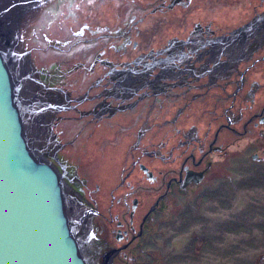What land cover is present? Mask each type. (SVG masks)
Here are the masks:
<instances>
[{
	"label": "flooded vegetation",
	"instance_id": "flooded-vegetation-1",
	"mask_svg": "<svg viewBox=\"0 0 264 264\" xmlns=\"http://www.w3.org/2000/svg\"><path fill=\"white\" fill-rule=\"evenodd\" d=\"M50 1L0 8V25L12 29L14 23L13 34L19 35L24 31L20 23ZM136 1H86L88 13L80 21L73 18L68 34L58 41L73 48L72 60L82 59L76 64L50 68L36 58L32 66L28 50L21 53L13 44L6 53V41L2 47L9 63L16 64L13 80L22 82L20 112L28 143L62 181L65 215L86 264H136L144 252L141 241L154 235L155 213L167 208L165 199L174 192L197 194L220 154L227 155L235 143L228 138L247 135L250 123L264 124V0H233L238 8L232 13L202 14L210 5L232 0H156L138 18L122 12ZM151 14L163 31L141 43L140 22ZM126 19L131 22L127 28L122 24ZM75 70L83 75L76 77ZM147 96L153 97L156 115L151 126L139 128L131 144V152L139 144L144 147L142 156H131L129 168L122 169L123 188L106 196L96 181L112 174L95 166L117 163L119 146L112 150L103 140L88 137L104 131L106 122L115 132L127 129L131 134L133 121L127 117L141 114L138 106L143 112ZM147 131V141L141 142ZM259 132L264 135L261 128ZM181 138L194 151L186 154ZM259 147L250 154L257 163L264 154Z\"/></svg>",
	"mask_w": 264,
	"mask_h": 264
},
{
	"label": "rangeland",
	"instance_id": "rangeland-1",
	"mask_svg": "<svg viewBox=\"0 0 264 264\" xmlns=\"http://www.w3.org/2000/svg\"><path fill=\"white\" fill-rule=\"evenodd\" d=\"M86 1L51 0L46 6H43L40 12H35L25 23L22 24L25 20L20 23L24 31L19 35L13 34L15 28L13 23L14 27L9 34L12 38L9 46L13 44L18 46L21 53L28 50L32 66L36 58L38 64H47L50 68L53 67V64H65V62L70 64L71 61L73 64L78 61L81 62V58L72 60L71 51L73 48L71 46H63L58 41L68 34L73 18L77 22L85 17V10L88 13ZM234 2L232 0L226 3H215L207 8L208 12L202 14L218 10H221L218 13H232L234 9L238 8V5H233ZM155 3L156 0L151 2L138 0L127 5L128 9L125 10V8L122 12L134 14L138 18L144 12L152 9L156 5ZM73 5H77L74 10H72ZM107 12L111 13L110 11ZM250 15L251 12L250 14L247 13L246 17ZM106 18L107 15L103 17L104 20ZM238 20L241 22L243 19L238 18ZM122 24L127 28L131 22L126 19ZM139 29L141 31L137 39L142 43L148 38L153 39L157 37L156 35L161 34L162 32L159 30L162 29L163 31V26L151 14L140 22ZM0 30L2 31L3 27ZM81 38H86V35ZM69 39L73 41L74 38L69 36ZM0 44L4 45L1 37ZM27 56H23L24 62H27ZM12 64L10 66L16 72V64L14 67ZM23 71L25 72V70ZM75 74L76 77H80L83 72L79 74L75 70ZM261 82L264 84V79ZM30 95L33 96L34 93ZM135 97V95L130 97L126 103L132 102ZM145 102L143 112L140 106L137 107L141 114H138L136 118L131 116L133 119L127 117L133 121L131 134L125 132L127 129L115 132L112 125L106 122L104 131L100 130L93 135L91 133V137H88L90 141L103 140V142L110 144L112 150L119 146L118 153L121 157L118 156L117 163L110 160L105 165L98 163L95 166L96 169L98 166L102 167L107 175L112 174L105 181H96V183L104 186L106 196H108V192L115 195L123 188L120 184L123 175L122 169L126 171L129 168L131 156H142L141 152L144 147L139 144V147L131 152V144L134 142L139 128L151 126L153 117L156 115L153 113L156 110V108L153 109V97L147 96ZM261 106L263 105H260L259 108ZM73 120L78 124L75 119ZM125 125L124 121L122 126L125 127ZM241 125L236 124L235 127H241ZM73 128L71 127V129ZM260 128L264 134V124L256 127L250 123L247 125V135L240 138L238 135H234L228 138L230 142L234 140L235 143L228 149L227 155L220 154V158L214 164L207 180L201 185L197 194L179 196L178 193L174 192L165 199L167 208L163 213H155V221L152 224L154 235L141 241L144 252L139 256L137 255L136 264L258 263L260 257L264 256V154H260L262 159L260 163L251 160L250 154L259 146V148L264 149V135L260 136ZM249 131L253 135L261 137V140L252 137ZM148 134L150 132L140 136L141 142L147 141L145 136ZM181 140L186 141V145L182 147L187 150L186 154L194 151L195 146L192 143L188 142L186 138H181ZM124 157H128V159L126 160ZM141 159L149 161L145 157H141ZM90 183L93 182L90 181ZM163 187L162 183L160 190ZM199 193L203 196L196 198ZM163 215L165 216L164 221H160ZM146 251L149 255H145Z\"/></svg>",
	"mask_w": 264,
	"mask_h": 264
},
{
	"label": "water",
	"instance_id": "water-1",
	"mask_svg": "<svg viewBox=\"0 0 264 264\" xmlns=\"http://www.w3.org/2000/svg\"><path fill=\"white\" fill-rule=\"evenodd\" d=\"M4 43V40H3ZM0 44V264H86L64 211L62 181L28 143ZM261 256L257 264H262Z\"/></svg>",
	"mask_w": 264,
	"mask_h": 264
},
{
	"label": "bare ground",
	"instance_id": "bare-ground-1",
	"mask_svg": "<svg viewBox=\"0 0 264 264\" xmlns=\"http://www.w3.org/2000/svg\"><path fill=\"white\" fill-rule=\"evenodd\" d=\"M3 0H0V8H3V9H6L8 6H10L11 4H15V3H20V2H26V0H6L5 4L4 3H1ZM20 1V2H19ZM10 26L9 25L8 27L6 26V28L4 27L3 30L1 31L0 30V37L2 40L6 41L7 44L10 45V42H11V37L9 36V34L11 33V29H10ZM2 27V25L0 26V28ZM6 46L5 47V52L6 53H9L10 52V46ZM4 50V49H3ZM26 102H33V100L31 99H27ZM36 153V152H35ZM39 159L40 156L36 155Z\"/></svg>",
	"mask_w": 264,
	"mask_h": 264
}]
</instances>
